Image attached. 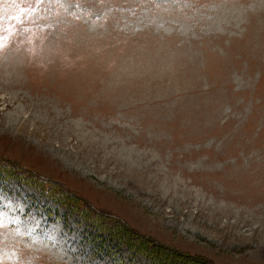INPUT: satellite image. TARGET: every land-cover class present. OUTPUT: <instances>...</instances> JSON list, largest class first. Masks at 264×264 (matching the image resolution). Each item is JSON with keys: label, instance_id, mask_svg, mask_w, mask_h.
<instances>
[{"label": "rangeland", "instance_id": "rangeland-1", "mask_svg": "<svg viewBox=\"0 0 264 264\" xmlns=\"http://www.w3.org/2000/svg\"><path fill=\"white\" fill-rule=\"evenodd\" d=\"M0 44V264H264V0H0Z\"/></svg>", "mask_w": 264, "mask_h": 264}, {"label": "trees", "instance_id": "trees-1", "mask_svg": "<svg viewBox=\"0 0 264 264\" xmlns=\"http://www.w3.org/2000/svg\"><path fill=\"white\" fill-rule=\"evenodd\" d=\"M110 231V230H109ZM125 242V241H124ZM127 243H128V241H127ZM144 254H146L147 256L149 255V254H147V253H144ZM150 257H153V256H151L150 255ZM155 259V258H154ZM157 260V259H156ZM194 260H196V257H194ZM188 264H195V263H188Z\"/></svg>", "mask_w": 264, "mask_h": 264}, {"label": "snow or ice", "instance_id": "snow-or-ice-1", "mask_svg": "<svg viewBox=\"0 0 264 264\" xmlns=\"http://www.w3.org/2000/svg\"><path fill=\"white\" fill-rule=\"evenodd\" d=\"M3 45L2 44H0V47H2Z\"/></svg>", "mask_w": 264, "mask_h": 264}]
</instances>
